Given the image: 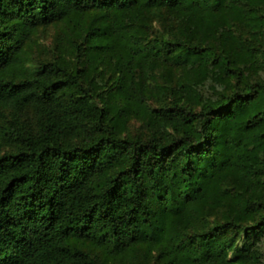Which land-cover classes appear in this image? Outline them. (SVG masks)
Returning <instances> with one entry per match:
<instances>
[{
    "label": "trees",
    "instance_id": "16d2710c",
    "mask_svg": "<svg viewBox=\"0 0 264 264\" xmlns=\"http://www.w3.org/2000/svg\"><path fill=\"white\" fill-rule=\"evenodd\" d=\"M263 62L264 0H0V264H264Z\"/></svg>",
    "mask_w": 264,
    "mask_h": 264
},
{
    "label": "rangeland",
    "instance_id": "374dc122",
    "mask_svg": "<svg viewBox=\"0 0 264 264\" xmlns=\"http://www.w3.org/2000/svg\"><path fill=\"white\" fill-rule=\"evenodd\" d=\"M155 21L156 28H162V18H158ZM74 34L71 25L69 23L58 22L51 24L48 27L40 28L35 35L33 42L27 46L29 62L37 64L43 59H53L55 53V47L58 48L63 45V42L67 38H71ZM179 71H170L167 66H163L159 69L158 73L152 78L153 85L151 88L156 90L157 84L166 85L171 81H174L176 74ZM257 76L264 80V62L262 68L258 72ZM157 100L155 97L152 98V102L155 103ZM144 131L143 123L137 119H131L129 121L128 133L132 135H139ZM227 183H230L228 180ZM221 215V211L218 213ZM213 216L210 217L212 219ZM128 264V263H123ZM129 264H156L153 260L147 261L145 259H139Z\"/></svg>",
    "mask_w": 264,
    "mask_h": 264
}]
</instances>
